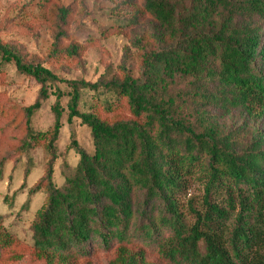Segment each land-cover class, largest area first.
I'll use <instances>...</instances> for the list:
<instances>
[{"label": "trees", "instance_id": "trees-1", "mask_svg": "<svg viewBox=\"0 0 264 264\" xmlns=\"http://www.w3.org/2000/svg\"><path fill=\"white\" fill-rule=\"evenodd\" d=\"M117 4L132 24L142 15L155 26L138 76L122 64L120 77L62 78L0 42L1 61L39 86L33 104L0 109V151L12 135L20 151L42 141L48 155L30 190L45 189L32 244L0 214V264L26 249L41 264H96L99 251L112 252L108 264H264V0ZM57 83L69 87L67 121L85 125L93 144L89 152L71 140L78 161L59 186L51 180L65 95ZM85 93L95 98L86 109ZM50 94L54 123L36 132L32 117ZM234 113L246 118L237 128L225 123ZM7 160L0 155V178ZM193 183L203 193L185 200Z\"/></svg>", "mask_w": 264, "mask_h": 264}, {"label": "rangeland", "instance_id": "rangeland-1", "mask_svg": "<svg viewBox=\"0 0 264 264\" xmlns=\"http://www.w3.org/2000/svg\"><path fill=\"white\" fill-rule=\"evenodd\" d=\"M118 1L0 0V42L15 45L30 62L44 64L62 78L96 82L120 77L122 64L132 75L138 76L143 51L155 46L150 37L155 26L150 18L142 15L132 24L130 12L127 13L123 5H120L121 11L117 9ZM137 1L139 4L140 0ZM61 7L67 11L66 15L60 11ZM72 43H81L84 47L78 55L70 58L64 49ZM57 86L65 92L59 101L64 111L56 142L58 156L51 177L59 186L73 172L78 161L77 152L70 146L71 140L75 138L89 152H93V144L91 132L85 125L77 119L72 123L67 121L69 87L65 83H57ZM38 94V85L18 73L13 63L0 59V109L31 105ZM83 99L85 109L95 100L91 93H85ZM56 102L57 98L52 94L42 102L32 117L34 131L43 132L54 123L53 106ZM250 120H247L248 124L259 125L258 121ZM244 121L245 116L239 113L225 118V123L235 128ZM13 137L10 136L0 151V155L8 157L0 178V214L4 227L23 244L30 245L33 241L32 222L44 201L45 189L35 194L30 190L45 175L48 155L42 141L20 151L11 144ZM22 186L23 189L15 194ZM187 192L185 200L193 197L196 201L203 193L196 183ZM111 257L112 252L99 251L94 261L108 264ZM11 264L41 263L26 249L23 258Z\"/></svg>", "mask_w": 264, "mask_h": 264}]
</instances>
